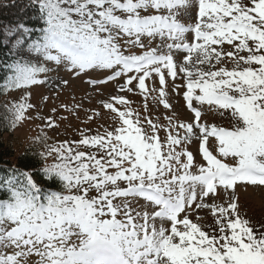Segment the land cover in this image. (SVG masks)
Instances as JSON below:
<instances>
[{
    "label": "snow or ice",
    "instance_id": "1",
    "mask_svg": "<svg viewBox=\"0 0 264 264\" xmlns=\"http://www.w3.org/2000/svg\"><path fill=\"white\" fill-rule=\"evenodd\" d=\"M25 9L27 20L0 23L11 60L0 108L13 132L43 123L23 167L0 174V264H264V222L238 196L264 189V0ZM61 69L100 97L82 122L108 126L60 141L48 134L54 115H29L31 89ZM125 94L142 97L143 112ZM60 107L80 119L81 105Z\"/></svg>",
    "mask_w": 264,
    "mask_h": 264
},
{
    "label": "rangeland",
    "instance_id": "2",
    "mask_svg": "<svg viewBox=\"0 0 264 264\" xmlns=\"http://www.w3.org/2000/svg\"><path fill=\"white\" fill-rule=\"evenodd\" d=\"M49 82L45 85L34 86L31 89L32 97L31 103L36 105V110L30 112L29 115L33 117L37 115L49 116L54 115V118L58 120L60 127L53 129L60 132H65L69 136H72V133L76 129L89 128L95 130L97 126L101 123H104L105 126H108V121H101L97 119L95 122H88L87 124L82 121L86 119V114L91 110H97L99 108L100 97L96 92H93L89 86L84 82L88 77H81L76 79L67 74L63 69L59 73L52 72L48 74ZM103 78V77H101ZM62 79H68L70 81L68 86H63L60 82ZM122 82V81H121ZM180 83V81H177ZM116 89L115 85L109 84L105 89V97L107 98L108 93L115 94ZM128 99L133 102V107L137 108L143 112V99L142 97L136 95H129ZM47 96L49 99L47 103L44 102L43 97ZM149 106L152 107L155 102L149 99ZM175 103V101H174ZM179 104H183V100L179 101ZM60 105H68L72 107L74 105H81L79 109L80 119L74 118L71 114L66 113ZM53 108L57 109V112L53 114L51 110ZM164 110L162 106L154 114L163 113ZM181 119L187 120L188 114L184 111L183 108L179 109ZM68 116L67 120H62L60 117ZM163 119V116L161 117ZM218 124H223L228 126L226 120L216 119L213 121ZM43 121L40 119H32L30 121H25L19 128H17L12 134L5 136L8 142L15 144L16 146H21L18 148L25 147L30 140L36 137L39 134L38 125H41ZM163 136V133H161ZM194 147H193V149ZM198 161L203 163L200 157H197ZM239 203L242 208V213H246L254 222H264V189L261 188H248L247 191L243 189H238Z\"/></svg>",
    "mask_w": 264,
    "mask_h": 264
},
{
    "label": "trees",
    "instance_id": "3",
    "mask_svg": "<svg viewBox=\"0 0 264 264\" xmlns=\"http://www.w3.org/2000/svg\"><path fill=\"white\" fill-rule=\"evenodd\" d=\"M9 2L15 4V7H0V23H8L20 17L27 20L28 17L32 15L31 9H25L27 0H0V3L3 4ZM10 62L11 60L9 59L7 50L0 48V84L3 83L5 76L10 74L5 66ZM12 133L13 131L9 130L7 127L6 113L0 108V174H7L6 169L12 166L23 167L26 160L31 157L32 152L39 147L33 143L32 139L25 147L18 148L21 146H16L5 139V136ZM48 134L60 141L66 139H79V135L75 131L72 133V136H69L64 131L59 133V131L53 129L49 130ZM33 166L39 168L42 167L43 164L42 162L33 161Z\"/></svg>",
    "mask_w": 264,
    "mask_h": 264
}]
</instances>
